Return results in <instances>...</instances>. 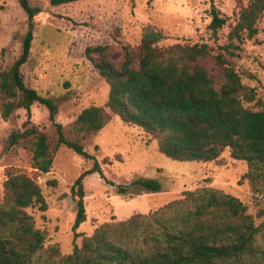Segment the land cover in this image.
I'll return each instance as SVG.
<instances>
[{
  "label": "trees",
  "instance_id": "trees-1",
  "mask_svg": "<svg viewBox=\"0 0 264 264\" xmlns=\"http://www.w3.org/2000/svg\"><path fill=\"white\" fill-rule=\"evenodd\" d=\"M79 1L49 0V5ZM18 3L28 29L20 55L0 72L1 117L7 120L18 110L29 114L33 104H40L48 110L55 135L27 117L22 128L8 136L4 151L17 146L30 150L32 166L40 173L50 171L62 147L94 161L78 139L98 134L119 118L154 140L157 153L173 161L210 163L228 151L232 159L247 164L243 177L253 189L264 188V109L246 106L255 101L256 89L242 82L222 54L213 55L206 44L160 47L164 35L152 25L143 26L136 46L87 47L85 59L108 85V97L102 106L83 109L65 134L55 122L58 105L23 81L21 67L28 61L33 19L40 10L28 0ZM263 13L264 0H249L241 7L228 34L229 46L243 33L252 38ZM209 14L208 29L215 37L226 19L213 5ZM209 57L217 66L215 73L199 63ZM95 173L103 177L96 161L70 188L76 201L74 239L81 236L76 230L86 220L83 179ZM133 186L151 193L162 189L157 179L137 178L118 186L116 193L126 195ZM29 209L47 210L41 188L23 172L11 171L2 182L0 264H264V206L250 214L239 199L211 187L182 191L147 214L119 221L112 217L91 235H82L80 245L73 244L65 255L51 243L48 231L36 226Z\"/></svg>",
  "mask_w": 264,
  "mask_h": 264
},
{
  "label": "rangeland",
  "instance_id": "rangeland-1",
  "mask_svg": "<svg viewBox=\"0 0 264 264\" xmlns=\"http://www.w3.org/2000/svg\"><path fill=\"white\" fill-rule=\"evenodd\" d=\"M249 0H83L51 7L49 0H28L40 12L33 19L31 49L28 61L21 67L25 85L58 105L55 122L67 134L78 114L89 106H102L108 97V85L87 62L84 51L98 45H138L142 28L155 26L164 35L160 47L174 44H206L212 54H222L227 64L241 76L242 82L256 89L255 101L246 106L264 109V13L258 18L256 33H243L229 46L228 34L238 12ZM211 5L226 19L213 37L208 29ZM28 29L27 18L18 0H0V72L11 67L22 50ZM229 53H228V51ZM210 72L217 66L212 58L199 62ZM1 105V97H0ZM27 117L48 135L55 128L48 110L33 104L29 114L18 110L7 120L0 111V200L2 182L11 171L19 170L40 188L47 204L45 212L29 209L37 227L49 233L61 254L80 245L81 236H89L102 223L125 220L133 214H147L176 199L182 191L211 187L239 199L250 214L264 206V188L255 191L243 176L248 166L224 151L210 163L177 162L156 151V143L134 126L115 118L98 134L78 139L84 150L99 164L98 173L83 179L86 220L79 225L74 239L72 225L76 212L70 188L77 177L94 161L86 160L72 150L60 148L48 173L32 166L30 150L17 146L4 151L8 136L22 128ZM107 160L109 163H104ZM157 179L160 192H146L129 187L126 195L116 193L118 186H128L134 179ZM110 182L112 185L106 183ZM254 190V191H253ZM263 190V191H262Z\"/></svg>",
  "mask_w": 264,
  "mask_h": 264
}]
</instances>
